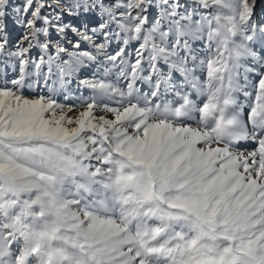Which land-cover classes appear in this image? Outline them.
I'll return each mask as SVG.
<instances>
[{"label":"snow or ice","instance_id":"obj_1","mask_svg":"<svg viewBox=\"0 0 264 264\" xmlns=\"http://www.w3.org/2000/svg\"><path fill=\"white\" fill-rule=\"evenodd\" d=\"M12 7L0 264H264V0Z\"/></svg>","mask_w":264,"mask_h":264},{"label":"rangeland","instance_id":"obj_2","mask_svg":"<svg viewBox=\"0 0 264 264\" xmlns=\"http://www.w3.org/2000/svg\"><path fill=\"white\" fill-rule=\"evenodd\" d=\"M22 2V0H11V4L13 5V7L10 9V13H11V17L8 21L9 23V30L11 32V38L13 40H18L22 34L23 29L17 27L15 24L12 23L13 20L16 19V15H15V6L19 5ZM86 21L84 20H76L73 21L74 24H80V23H85ZM68 39L72 40L75 39L74 35L69 34V36L67 37ZM13 73L9 72V76H11Z\"/></svg>","mask_w":264,"mask_h":264}]
</instances>
